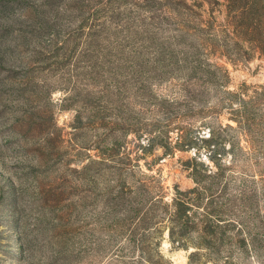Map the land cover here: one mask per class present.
<instances>
[{"label": "rangeland", "instance_id": "374dc122", "mask_svg": "<svg viewBox=\"0 0 264 264\" xmlns=\"http://www.w3.org/2000/svg\"><path fill=\"white\" fill-rule=\"evenodd\" d=\"M0 264H264V0H0Z\"/></svg>", "mask_w": 264, "mask_h": 264}, {"label": "trees", "instance_id": "16d2710c", "mask_svg": "<svg viewBox=\"0 0 264 264\" xmlns=\"http://www.w3.org/2000/svg\"><path fill=\"white\" fill-rule=\"evenodd\" d=\"M178 202H180V200L178 199Z\"/></svg>", "mask_w": 264, "mask_h": 264}]
</instances>
